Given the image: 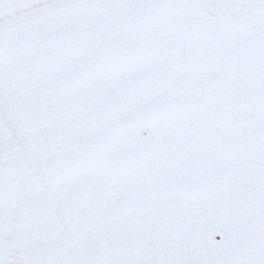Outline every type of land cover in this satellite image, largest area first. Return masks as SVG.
<instances>
[{"label": "snow or ice", "instance_id": "6c2138e0", "mask_svg": "<svg viewBox=\"0 0 264 264\" xmlns=\"http://www.w3.org/2000/svg\"><path fill=\"white\" fill-rule=\"evenodd\" d=\"M0 264H264V0H0Z\"/></svg>", "mask_w": 264, "mask_h": 264}]
</instances>
